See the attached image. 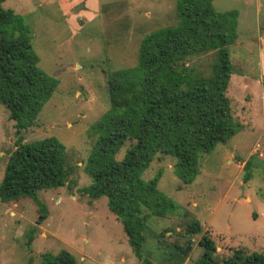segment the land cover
<instances>
[{
    "label": "rangeland",
    "instance_id": "obj_1",
    "mask_svg": "<svg viewBox=\"0 0 264 264\" xmlns=\"http://www.w3.org/2000/svg\"><path fill=\"white\" fill-rule=\"evenodd\" d=\"M81 3L84 7L76 10ZM4 4L25 18L39 67L56 82L34 125L22 130L24 141L55 138L64 145L73 172L68 184L38 190L35 198L0 199V264H41L44 253L62 249L71 251L77 264H141L108 198L82 192L93 182L84 167L98 140L93 127L111 104L109 75L137 64L146 35L177 25V0ZM213 5L218 11L239 12L238 37L228 47L237 70L229 96L244 127L204 154L191 183L178 176L176 159L165 153L156 155L143 172L150 180L161 171L158 187L176 205L169 215L148 222L144 253L153 264H199L205 233L215 242L220 264L236 250L264 252V0H213ZM208 62L210 56H201L191 67L208 73ZM17 129L0 103V184L16 149ZM129 147L128 141L116 158L122 159ZM40 209L48 212L42 223L37 222ZM194 220L202 232L193 236V249L183 257L173 243L185 244L183 233Z\"/></svg>",
    "mask_w": 264,
    "mask_h": 264
},
{
    "label": "trees",
    "instance_id": "obj_2",
    "mask_svg": "<svg viewBox=\"0 0 264 264\" xmlns=\"http://www.w3.org/2000/svg\"><path fill=\"white\" fill-rule=\"evenodd\" d=\"M5 1L0 0V103L17 122L18 138L0 184V199L10 202L68 184L73 168L64 145L55 138L24 141L22 130L34 125L56 82L39 67L25 18ZM177 10V25L142 39L136 65L109 75L111 104L93 127L98 140L84 167L93 182L82 192L108 198L141 264H153L144 253L149 220L165 217L176 207L158 187L162 172L150 180L143 172L156 155L165 153L176 159L178 176L191 183L200 173L204 154L244 127L229 96L237 70L228 47L238 37V10L218 11L213 0H177ZM201 56H210L208 73L191 67ZM128 141L127 153L117 159ZM47 216L40 209L37 222ZM34 232L28 233L30 243ZM201 232L198 220L190 222L183 233L185 244L173 243V248L189 256L193 236ZM200 244L204 252L199 264H220L212 236L205 233ZM41 264H77V258L62 249L44 253ZM223 264H264V252L236 250Z\"/></svg>",
    "mask_w": 264,
    "mask_h": 264
},
{
    "label": "water",
    "instance_id": "obj_3",
    "mask_svg": "<svg viewBox=\"0 0 264 264\" xmlns=\"http://www.w3.org/2000/svg\"><path fill=\"white\" fill-rule=\"evenodd\" d=\"M84 7V3H81L80 5L76 6L75 9L79 10L80 8Z\"/></svg>",
    "mask_w": 264,
    "mask_h": 264
}]
</instances>
